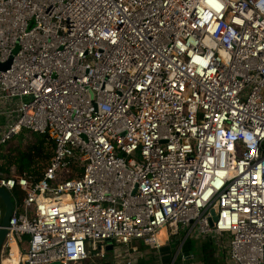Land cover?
Instances as JSON below:
<instances>
[{
	"label": "built area",
	"instance_id": "1",
	"mask_svg": "<svg viewBox=\"0 0 264 264\" xmlns=\"http://www.w3.org/2000/svg\"><path fill=\"white\" fill-rule=\"evenodd\" d=\"M22 131L53 149L38 180L0 172V264L174 238L170 264L188 241L264 264V0H0V149Z\"/></svg>",
	"mask_w": 264,
	"mask_h": 264
},
{
	"label": "trees",
	"instance_id": "2",
	"mask_svg": "<svg viewBox=\"0 0 264 264\" xmlns=\"http://www.w3.org/2000/svg\"><path fill=\"white\" fill-rule=\"evenodd\" d=\"M26 135H29L31 139L25 141ZM18 136L22 143H19L16 137L0 149V172L8 176L11 174V170H13L18 176L38 180L48 166L53 144L45 136L29 134L26 131H22ZM79 171L80 169L77 168L76 173ZM13 195L21 200L23 192L15 189ZM159 237L163 239L165 232H161ZM209 247V243H205L201 248L208 250ZM183 251H191V242L188 241L184 244ZM100 264L112 263L101 260Z\"/></svg>",
	"mask_w": 264,
	"mask_h": 264
},
{
	"label": "crops",
	"instance_id": "3",
	"mask_svg": "<svg viewBox=\"0 0 264 264\" xmlns=\"http://www.w3.org/2000/svg\"><path fill=\"white\" fill-rule=\"evenodd\" d=\"M2 207V205L0 204V208ZM3 211V210H2ZM160 238V237H159ZM162 239V238H161ZM164 239V238H163ZM162 239V240H163ZM176 243H177V239H171V240H169V242L168 243H164L165 244V246L163 247V248H161V249H159V250H157V251H151V250H149L148 248H146V247H140V248H142V250L141 251H143V252H147V253H149V255H145V254H143V255H141L142 257L140 258V259H138V260H134V259H131V260H129L130 262H133V260L135 261V262H133V264H137L138 262L137 261H140L139 263H142V264H164L163 262H164V260L166 259V257L168 256V257H172L174 254H175V251H176ZM199 243V241L198 242H191V251H189V252H185V251H183L184 253H193V254H195V252H193L194 251V249H193V246L194 247H196L197 246V244ZM173 246H175L174 248H175V250L173 251V253H172V251H171V247H173ZM198 247V246H197ZM139 248V249H140ZM199 249L202 251V249H201V247H199ZM108 252V255H111L112 256V258H113V260H112V264H127V259L126 258H122V257H120L119 258V256L117 255V256H115L112 252H111V250L110 251H107ZM160 254H158V253ZM170 252V253H169ZM138 254V253H137ZM171 254H173V255H171ZM15 255H18V249L17 248H15L14 249V252H13V259H17L16 257H15ZM131 256H133L132 258H135L136 259V255L134 256V255H131ZM115 257V258H114ZM160 258V262L157 260V258ZM122 258V260H118V259H121ZM96 261V260H95ZM100 262H101V260H97V264H100ZM87 263V262H86ZM175 264H180V262H179V260L178 261H176L175 262ZM186 264V263H185ZM213 264H215V263H213Z\"/></svg>",
	"mask_w": 264,
	"mask_h": 264
},
{
	"label": "rangeland",
	"instance_id": "4",
	"mask_svg": "<svg viewBox=\"0 0 264 264\" xmlns=\"http://www.w3.org/2000/svg\"><path fill=\"white\" fill-rule=\"evenodd\" d=\"M18 139V142L19 143H22V141H21V139H19V136H17V138H16V140ZM28 139H31V138H29V135H26V137L24 138V140L25 141H27ZM11 175V174H10ZM1 209L3 210V208L1 207ZM2 213H3V211H2ZM205 243L203 242H199L198 244H197V246L196 247H194L193 246V249H194V251L193 252H195V254H194V259L193 260H189V261H187L186 262V264H213V263H215V264H225V261L224 260H221L222 259V257H220V256H215V251H214V249L210 246L209 247V249L207 250H203L202 248V251L199 249V247H202V245H204ZM175 246H173V247H171L170 249H171V251H172V253H173V251L175 250V248H174ZM142 250V248H138L135 252H133V251H130V254L132 255V254H137V253H139V255H143V254H145V255H149V253H147V252H143V251H141ZM202 252V253H201ZM4 253H8V252H4ZM158 253V252H157ZM170 253V252H169ZM123 254V253H122ZM159 254V253H158ZM160 255V254H159ZM171 255H173V254H171ZM174 256V255H173ZM173 256L171 257H166V259L164 260V264H170L171 263V260H172V258H173ZM132 259H134V258H132ZM14 260L15 259H13V254L11 253L10 255H8V256H5V259H4V264H13V262H14ZM112 260H113V258H112V256L111 255H107V258H106V261H109V262H112ZM135 260V259H134ZM133 260V262H135ZM157 260L160 262V258L158 257L157 258ZM138 263L137 264H142V263H139L140 261H137Z\"/></svg>",
	"mask_w": 264,
	"mask_h": 264
},
{
	"label": "water",
	"instance_id": "5",
	"mask_svg": "<svg viewBox=\"0 0 264 264\" xmlns=\"http://www.w3.org/2000/svg\"><path fill=\"white\" fill-rule=\"evenodd\" d=\"M5 67H7V64L1 66L2 69H4ZM0 204L2 205L3 208V213L0 220V260H1L2 247L4 245V241L7 236L8 221L10 219L14 207V203L10 194L1 187H0ZM211 215H212V219L210 220V225H212V222L215 221L214 213L212 212ZM110 250H111V246H107L106 251H110Z\"/></svg>",
	"mask_w": 264,
	"mask_h": 264
},
{
	"label": "bare ground",
	"instance_id": "6",
	"mask_svg": "<svg viewBox=\"0 0 264 264\" xmlns=\"http://www.w3.org/2000/svg\"><path fill=\"white\" fill-rule=\"evenodd\" d=\"M161 232H165V231L164 230H161L160 233L158 234V237L161 234ZM15 248H17L16 245L14 243H11L10 252L9 253H3L2 254V264H4L5 256L10 255L11 253L13 254ZM15 257L17 259L14 260L13 264H20L21 255H20L19 251H18V255H15Z\"/></svg>",
	"mask_w": 264,
	"mask_h": 264
}]
</instances>
